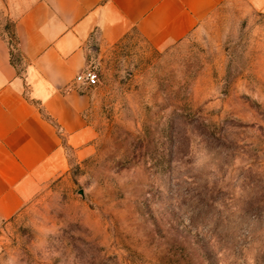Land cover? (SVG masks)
I'll return each mask as SVG.
<instances>
[{"label":"rangeland","instance_id":"obj_1","mask_svg":"<svg viewBox=\"0 0 264 264\" xmlns=\"http://www.w3.org/2000/svg\"><path fill=\"white\" fill-rule=\"evenodd\" d=\"M88 68L90 137L0 223V264H264V11L91 45Z\"/></svg>","mask_w":264,"mask_h":264},{"label":"crops","instance_id":"obj_2","mask_svg":"<svg viewBox=\"0 0 264 264\" xmlns=\"http://www.w3.org/2000/svg\"><path fill=\"white\" fill-rule=\"evenodd\" d=\"M238 2L264 11V0H0V223L88 141L91 99L75 78L91 45L134 33L167 50Z\"/></svg>","mask_w":264,"mask_h":264},{"label":"built area","instance_id":"obj_3","mask_svg":"<svg viewBox=\"0 0 264 264\" xmlns=\"http://www.w3.org/2000/svg\"><path fill=\"white\" fill-rule=\"evenodd\" d=\"M76 82L81 85L92 86L98 82V74L92 69H85L75 78Z\"/></svg>","mask_w":264,"mask_h":264},{"label":"trees","instance_id":"obj_4","mask_svg":"<svg viewBox=\"0 0 264 264\" xmlns=\"http://www.w3.org/2000/svg\"><path fill=\"white\" fill-rule=\"evenodd\" d=\"M10 37H11L10 42L13 43V41H14V36H13V34H12Z\"/></svg>","mask_w":264,"mask_h":264}]
</instances>
